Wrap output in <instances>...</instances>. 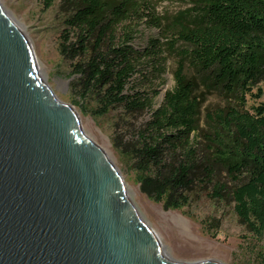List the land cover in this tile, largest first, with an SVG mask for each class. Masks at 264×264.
<instances>
[{
	"label": "trees",
	"instance_id": "trees-1",
	"mask_svg": "<svg viewBox=\"0 0 264 264\" xmlns=\"http://www.w3.org/2000/svg\"><path fill=\"white\" fill-rule=\"evenodd\" d=\"M53 0H44L50 5ZM61 51L81 96L129 115L148 112L136 148L140 190L166 209L196 181L227 194L246 230L264 233V0H188L158 14L152 0H61ZM140 24L157 32L133 44ZM62 52V53H63ZM173 84L153 106L154 80ZM77 76V77H76ZM210 95L217 102L206 104Z\"/></svg>",
	"mask_w": 264,
	"mask_h": 264
},
{
	"label": "water",
	"instance_id": "water-1",
	"mask_svg": "<svg viewBox=\"0 0 264 264\" xmlns=\"http://www.w3.org/2000/svg\"><path fill=\"white\" fill-rule=\"evenodd\" d=\"M0 4V264H222L161 254L104 150Z\"/></svg>",
	"mask_w": 264,
	"mask_h": 264
},
{
	"label": "rangeland",
	"instance_id": "rangeland-1",
	"mask_svg": "<svg viewBox=\"0 0 264 264\" xmlns=\"http://www.w3.org/2000/svg\"><path fill=\"white\" fill-rule=\"evenodd\" d=\"M152 1L158 14L190 6L188 0ZM0 4L28 38L40 80L57 100L72 106L82 132L104 150L122 178L127 199L139 218L157 235L163 254L182 262L214 259L222 264H264V233L257 235L246 230L227 194L216 196L210 186L196 181L187 202L178 208L166 209L140 190L138 177L146 170L138 168L135 149L142 144L140 129L148 112L129 115L120 105L107 106L93 94L81 96L74 82L75 58L61 51L62 44L67 46L62 33L68 29L64 19L70 12L65 3L53 0L46 5L44 0H0ZM137 29L133 44L138 46H143L146 38L157 32L156 28L144 24ZM167 62L163 78L154 80L157 93L153 106L158 105L165 90L173 84L170 57ZM260 87L261 97L248 99V104L264 101V83ZM217 101L215 95H210L205 105Z\"/></svg>",
	"mask_w": 264,
	"mask_h": 264
},
{
	"label": "bare ground",
	"instance_id": "bare-ground-1",
	"mask_svg": "<svg viewBox=\"0 0 264 264\" xmlns=\"http://www.w3.org/2000/svg\"><path fill=\"white\" fill-rule=\"evenodd\" d=\"M10 19H11V18H10ZM11 20H12V19H11ZM12 22H13V21H12ZM13 24H14V22H13ZM36 70H37V69H36ZM83 135H85V134L83 133ZM85 136H86V135H85ZM125 196H126V194H125ZM126 198H127V197H126ZM161 254H162L163 256H166V255H167V254L165 255V253L163 254L162 250H161ZM166 257H167V256H166ZM167 258H168V257H167ZM169 259H171V258H169Z\"/></svg>",
	"mask_w": 264,
	"mask_h": 264
}]
</instances>
